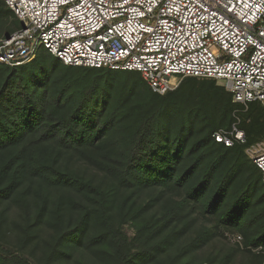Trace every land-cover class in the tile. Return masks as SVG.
I'll list each match as a JSON object with an SVG mask.
<instances>
[{
	"label": "trees",
	"instance_id": "trees-1",
	"mask_svg": "<svg viewBox=\"0 0 264 264\" xmlns=\"http://www.w3.org/2000/svg\"><path fill=\"white\" fill-rule=\"evenodd\" d=\"M20 26L0 0V38ZM243 108L213 78L159 94L42 48L0 64V264H261L264 183L245 148L264 107ZM236 110L245 144L216 142ZM226 234L229 251L194 259Z\"/></svg>",
	"mask_w": 264,
	"mask_h": 264
},
{
	"label": "built area",
	"instance_id": "built-area-1",
	"mask_svg": "<svg viewBox=\"0 0 264 264\" xmlns=\"http://www.w3.org/2000/svg\"><path fill=\"white\" fill-rule=\"evenodd\" d=\"M3 1L21 26L0 38V64L29 63L42 48L65 65L137 71L159 94L213 78L243 110L264 107V0ZM233 116L216 142L245 144ZM245 152L264 183V139Z\"/></svg>",
	"mask_w": 264,
	"mask_h": 264
},
{
	"label": "rangeland",
	"instance_id": "rangeland-1",
	"mask_svg": "<svg viewBox=\"0 0 264 264\" xmlns=\"http://www.w3.org/2000/svg\"><path fill=\"white\" fill-rule=\"evenodd\" d=\"M217 84H220L219 82H217ZM247 108L243 111H246ZM234 115V112H233ZM234 119V116H233ZM125 231L129 236H132L133 234V228L126 226L125 227ZM239 239L238 236L236 235H232V234H226L225 238L222 240H215L213 242H211L204 250L200 251L199 253H197V255H195V260H204L205 257H208L211 255V253L209 252H214L215 253V257L219 254H222V252L224 251H229L233 245V243L235 241H237ZM220 251V253H219ZM247 261V258L238 255L236 257H233V259L228 262V264H244V262ZM218 263V262H217ZM67 264H74L73 262L71 263H67ZM216 264V263H213ZM261 264H264V261H262Z\"/></svg>",
	"mask_w": 264,
	"mask_h": 264
},
{
	"label": "water",
	"instance_id": "water-1",
	"mask_svg": "<svg viewBox=\"0 0 264 264\" xmlns=\"http://www.w3.org/2000/svg\"><path fill=\"white\" fill-rule=\"evenodd\" d=\"M6 37H8V35Z\"/></svg>",
	"mask_w": 264,
	"mask_h": 264
}]
</instances>
